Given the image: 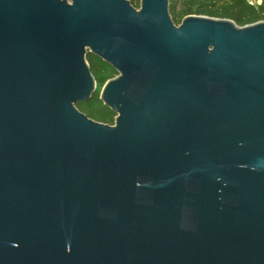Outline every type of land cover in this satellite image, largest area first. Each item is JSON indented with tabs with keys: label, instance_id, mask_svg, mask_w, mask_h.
<instances>
[{
	"label": "water",
	"instance_id": "water-1",
	"mask_svg": "<svg viewBox=\"0 0 264 264\" xmlns=\"http://www.w3.org/2000/svg\"><path fill=\"white\" fill-rule=\"evenodd\" d=\"M0 264H264V22L0 0Z\"/></svg>",
	"mask_w": 264,
	"mask_h": 264
},
{
	"label": "trees",
	"instance_id": "trees-1",
	"mask_svg": "<svg viewBox=\"0 0 264 264\" xmlns=\"http://www.w3.org/2000/svg\"><path fill=\"white\" fill-rule=\"evenodd\" d=\"M129 1L137 9L140 8L141 1ZM170 14L176 25H180L187 16L200 15L232 20L244 27L264 22V0H170ZM87 61L97 83H106L118 75L111 66L93 55H87ZM77 108L96 122L115 124L116 114L100 101V93L97 90L92 101L80 104Z\"/></svg>",
	"mask_w": 264,
	"mask_h": 264
},
{
	"label": "rangeland",
	"instance_id": "rangeland-1",
	"mask_svg": "<svg viewBox=\"0 0 264 264\" xmlns=\"http://www.w3.org/2000/svg\"><path fill=\"white\" fill-rule=\"evenodd\" d=\"M139 1H141V0H139ZM105 84L106 83L104 81H98V83H97V92L98 93H101V91L103 90Z\"/></svg>",
	"mask_w": 264,
	"mask_h": 264
},
{
	"label": "built area",
	"instance_id": "built-area-1",
	"mask_svg": "<svg viewBox=\"0 0 264 264\" xmlns=\"http://www.w3.org/2000/svg\"><path fill=\"white\" fill-rule=\"evenodd\" d=\"M249 2H252L253 0H248Z\"/></svg>",
	"mask_w": 264,
	"mask_h": 264
}]
</instances>
